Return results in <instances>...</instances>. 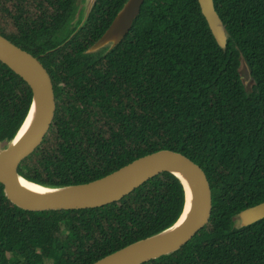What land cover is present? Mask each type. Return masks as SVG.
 <instances>
[{
    "label": "trees",
    "instance_id": "16d2710c",
    "mask_svg": "<svg viewBox=\"0 0 264 264\" xmlns=\"http://www.w3.org/2000/svg\"><path fill=\"white\" fill-rule=\"evenodd\" d=\"M125 1L95 0L80 25L77 0H0V34L39 58L55 97L49 130L19 174L78 184L159 149L180 152L208 178L209 221L179 249L140 264H264V217L233 221L264 201V0H213L225 48L198 0H144L117 44L87 52ZM31 100L27 82L0 61V141L14 137ZM184 201L169 171L79 209L23 210L0 183V264H90L172 225Z\"/></svg>",
    "mask_w": 264,
    "mask_h": 264
},
{
    "label": "water",
    "instance_id": "95a60500",
    "mask_svg": "<svg viewBox=\"0 0 264 264\" xmlns=\"http://www.w3.org/2000/svg\"><path fill=\"white\" fill-rule=\"evenodd\" d=\"M143 1L126 0L102 35L86 51L93 52L105 45L112 47L117 44L131 28ZM77 2L81 9L80 0ZM94 2L95 0H90L86 8H83L80 25L86 19ZM198 2L216 42L225 48L228 32L214 8L213 0ZM0 61L25 80L32 92L29 110L16 134L31 116L28 128L16 141L14 140L16 134L8 142L0 141V183L3 185L6 198L12 204L28 211L92 208L122 198L160 172L173 173L184 188L185 201L180 214L181 216L188 208L184 222L176 224L179 216L169 227L128 243L90 264H140L170 254L192 239L207 224L212 208L208 178L199 164L171 149L164 148L147 153L88 182L48 186L45 192L39 194L22 189L19 179L26 178L19 174V167L40 145L54 117L53 85L48 71L37 56L20 48L1 34ZM243 63L246 67H243ZM238 70L245 88L250 89L253 79L243 57H240ZM245 74L249 75L252 81L249 85L244 83ZM263 217L264 201L233 215L234 226L242 227Z\"/></svg>",
    "mask_w": 264,
    "mask_h": 264
},
{
    "label": "bare ground",
    "instance_id": "6f19581e",
    "mask_svg": "<svg viewBox=\"0 0 264 264\" xmlns=\"http://www.w3.org/2000/svg\"><path fill=\"white\" fill-rule=\"evenodd\" d=\"M30 120H31V116H29L26 121L24 122V124L22 125V127L20 128V130L18 131V133L16 134L14 140L16 141L17 139H19L22 134L25 132V130L28 128L29 126V123H30ZM19 185L22 189L32 193V194H39V193H42V192H45L48 188V186H41L35 182H32L30 180H27V179H23V178H20L19 179ZM189 194V190L187 189V196ZM187 211H188V208H186L183 212V214L180 216V218L178 219L177 223L176 224H182L187 216Z\"/></svg>",
    "mask_w": 264,
    "mask_h": 264
},
{
    "label": "rangeland",
    "instance_id": "374dc122",
    "mask_svg": "<svg viewBox=\"0 0 264 264\" xmlns=\"http://www.w3.org/2000/svg\"><path fill=\"white\" fill-rule=\"evenodd\" d=\"M89 2H90V0H80V5H81L82 10H83V8H86V6L89 4ZM242 65H243V67H246V65L244 63ZM251 82L252 81H251L249 75L247 76V74H245V79H244L245 85H249ZM2 145H4V144H2ZM42 254H46V251H42ZM39 257H40V255L37 254V258H39Z\"/></svg>",
    "mask_w": 264,
    "mask_h": 264
}]
</instances>
